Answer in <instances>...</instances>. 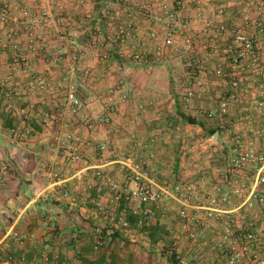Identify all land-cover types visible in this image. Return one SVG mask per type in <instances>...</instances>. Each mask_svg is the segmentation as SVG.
<instances>
[{
    "label": "crops",
    "instance_id": "1",
    "mask_svg": "<svg viewBox=\"0 0 264 264\" xmlns=\"http://www.w3.org/2000/svg\"><path fill=\"white\" fill-rule=\"evenodd\" d=\"M221 4L228 7L227 23L247 33L258 32L252 21L257 14L264 12V0H223ZM0 6L8 7L13 14H18L21 7L30 8L33 16L29 21L35 25L34 33L44 38L49 46L45 51L57 52L63 49L68 54L71 53V43L75 42L68 41L67 34L79 29L82 36L78 41L83 47L100 18H105L103 21L106 25L104 12L111 9V6L102 0L97 3L93 0H0ZM197 8L190 10L191 12L186 10V13L198 14L200 9ZM214 9V6H210L203 10L211 15ZM241 12H244L246 17H240ZM41 13H48L51 16L50 22L47 23ZM90 14H95L92 20L88 18ZM17 30V39L23 48V52L18 50L21 53L19 57L20 60L26 58L27 61L17 65L23 64L30 68L22 74L34 73L35 76H43L51 81L52 85L46 92L24 98L25 102L30 101L22 110L25 119H21L20 113L18 116L6 114V120L0 116V122H6L0 123V247H6L17 257L25 254L29 260L48 251L56 259L57 264H200L194 259L195 254H199L206 264H224L225 257L214 248L222 231L219 225L213 223L209 228H199V241L197 244H191L185 237H179L178 222L173 223L170 218L164 223L158 221L145 223L154 225L152 226L154 229L156 226L164 228L165 225V234L174 239L173 247L168 250L165 248L164 256L157 253L161 243L157 242L155 245L153 239L158 238H155V234L149 231L145 224H138L134 218V223H131L129 228L119 225L121 207H117L107 186L100 190L101 181L95 176V168L100 166L104 171L119 173L122 171L119 168L122 167L116 163L122 160H108V154L94 150L90 141L104 139L106 134L101 133L97 136L95 131L100 129L94 125L91 128L86 127V120L91 117L90 123L93 121L94 124V116L103 111L105 96L102 94L109 92L116 96L117 107L112 114L114 124L120 122L122 116H119V113L123 112L121 110L129 108L126 100L121 97L124 89L132 92L134 96L135 92L141 93L149 87L153 92L165 90V87L156 88L153 85L151 71L146 70V67L134 69L130 74L133 78L130 84L132 86H122L121 89L118 82L122 81L117 82L119 76L115 74L117 67L122 69L121 59L103 62V59H97L95 54L87 53V57L85 54L86 58L79 62L77 68L78 71H82L84 67L91 66L94 69L92 75L95 77L81 78L79 81L76 73L73 74L71 71L73 67L70 61L61 64L53 57L47 56L41 50L43 40L30 38L33 31H27L24 23L17 27ZM31 43L36 46L33 51L29 49ZM8 44L10 46L11 42ZM9 51H12L10 47L1 55L7 63V68H4L7 71L5 75L13 73L15 67L11 62L17 61L8 56ZM104 51L105 49H100V53ZM211 58L206 70L210 69L208 73L215 76L212 69L217 66L218 63L215 62L219 59L217 60L214 55H211ZM215 78L213 82L215 89L218 93L225 94L229 79ZM29 81L26 79L19 85V89H24L23 93L27 91ZM68 85H74L76 92L86 103L85 110L76 118H72L65 107L64 91ZM246 85L254 90L258 83L248 79ZM7 107L13 106L8 104ZM235 109L240 107H234V111H237ZM85 114L86 116H83ZM242 115L241 118L238 116L232 118L231 128L232 125L235 127V134L247 142L264 147V134L258 135L256 129L257 123L264 125V119L259 118L257 123H248L245 114ZM16 124L20 127H30L32 132L16 144H12L10 130ZM77 130L81 133V136L76 134L79 136L78 151L83 158L79 162H73L66 137ZM59 136L62 141H59ZM119 174L120 179L125 181L124 175ZM224 174H215L210 185L205 187L202 185L200 189L206 192L212 184L219 182L230 191L231 176L227 175L225 178ZM239 177L252 181L254 171L247 167ZM235 200L237 203L241 201L237 198ZM98 203L104 205V210L100 209ZM108 208H111L112 212L107 211ZM225 208L230 209L231 206ZM175 216L176 212L172 214L173 220ZM250 222L257 224L264 242V209L257 206L247 219H239L243 227ZM11 230L30 233L35 236V240L20 244L6 236ZM99 237H102L104 244L95 251L93 246ZM179 256L184 259L183 262L178 259ZM260 256L264 259V243ZM0 264L3 263L0 261ZM240 264H258V261L245 258Z\"/></svg>",
    "mask_w": 264,
    "mask_h": 264
},
{
    "label": "built area",
    "instance_id": "2",
    "mask_svg": "<svg viewBox=\"0 0 264 264\" xmlns=\"http://www.w3.org/2000/svg\"><path fill=\"white\" fill-rule=\"evenodd\" d=\"M184 1L178 0L181 8H184ZM227 11L228 7L221 4L211 16L185 17L181 15V11L165 1L162 14L155 13L152 16L148 12L147 22L151 28L144 35L139 33L137 28L126 24L114 28L112 17L110 18L105 13L106 31L109 34L108 37H112L118 53L123 57L141 62L147 55L166 57L169 53L177 51L185 56L190 66L196 65L198 68L204 65L202 59L195 55L197 34L192 35L193 27L200 24L198 31H202L203 36H206V41L213 46L218 38L226 40L227 67L220 66L215 69L217 77L229 79L227 91L223 97L220 96L222 98L219 106L220 113L227 114L234 107H240L247 113L248 123H255L259 118L264 119V18L261 22H257L258 34L253 36L227 23L225 20ZM43 14L45 21L50 22L51 16L48 13ZM32 16L31 9L28 7H21L18 14H13L8 7L0 6V58L9 47L12 50L23 52L17 39V27L24 23L27 30L35 29L34 23L29 21ZM41 39L44 44L41 50L45 52L46 40ZM8 42H11L10 46L7 45ZM33 45L30 44L29 49L34 50L36 46ZM70 50H76L75 44L70 45ZM70 54L63 49L54 53L46 51V55L53 57L61 64L67 61L79 62L77 54ZM103 57L106 60L109 58L108 54H103ZM23 61L26 63V58ZM90 71L89 67L84 69L85 74H89ZM248 79L258 83L256 89L252 90L246 85ZM51 85L47 78L35 76L33 73L29 85L26 86L25 94H41L49 90ZM8 86V79L0 80V98ZM187 93L184 99L190 102L194 96V90L189 89ZM115 98V95L108 94L103 111L94 116V124L90 123V118H87L86 125L89 128L94 125L101 129L110 124L112 114L117 107ZM64 101L67 112L72 118L80 116L85 110L86 103L76 92L74 86L65 91ZM214 115V112L210 113V116ZM257 124L258 135H263L264 125ZM31 132L30 127L12 128L11 143L28 136ZM79 132L80 130H77L66 137L73 162H79L83 158L78 151L79 139L76 134ZM58 139L62 141L60 136ZM103 148L104 145L101 146V149ZM119 163L122 164V168H128L129 180L122 181L111 172L102 170L100 166L95 168V176L101 181L100 190L107 186L112 193L113 201L117 207H121L120 226L129 228L131 226L130 216L136 218L140 225L156 221L164 223L169 218L170 212L176 208L175 221L179 225L180 238L185 237L191 244H197L198 229L209 228L214 223L222 228L214 248L225 257L224 264H240L245 258L256 260L258 264H264V259L260 256L264 242L259 227L253 222L248 223L246 227L239 223V219H247L257 206L264 209V147L247 142L241 136L234 137L229 152L228 167L224 174L225 178L227 175L231 176L230 191L219 182L212 184L206 192H203L197 184L184 180L171 186H165L158 181L153 169H150L145 162L126 160ZM247 167L254 171L252 181L239 177ZM235 198L241 201L237 203ZM97 205L104 210L103 204L98 203ZM226 206H231V208L227 209ZM6 236L20 244L35 240L34 235L16 230L8 231ZM103 244L102 237H99L93 249L98 251ZM178 259L184 261L180 256ZM194 259L200 264H206L199 254H195ZM0 261L3 264H57L56 259L48 251L29 260L25 254L21 257L15 256L6 247H0Z\"/></svg>",
    "mask_w": 264,
    "mask_h": 264
},
{
    "label": "rangeland",
    "instance_id": "3",
    "mask_svg": "<svg viewBox=\"0 0 264 264\" xmlns=\"http://www.w3.org/2000/svg\"><path fill=\"white\" fill-rule=\"evenodd\" d=\"M93 1L94 3H97V1L99 2V0ZM102 1H106L109 6H111V9H105L106 11L104 14L106 13L110 18L112 17L111 20L114 23V28L126 24L127 26L137 28L138 32L144 35V33L148 32L151 28L147 22L148 12H150L152 16H154L155 13L162 14L165 1L172 4L176 10L181 11L182 16L190 17L213 15L218 5H221V1L223 0L218 2L212 0H185L184 8H181L178 0ZM78 3L81 4L79 1ZM83 3L84 2L82 1V4ZM97 5L98 4H96V6ZM210 6H214L215 8L211 15L203 10L208 9ZM196 8L200 9L198 14L190 15L186 13V10H196ZM235 11L238 10L235 9ZM239 15L242 17L246 14L241 12ZM41 16L43 17L44 14L41 13ZM93 16H95V14H90L89 17H87L92 20L94 18ZM103 18L104 17L100 18L97 25H95L96 27L91 30L83 47L78 41L82 36L79 29H74L69 35L67 34L68 41L75 42L71 44H75L76 50H72L71 53L78 55L79 62L87 57V53L91 55L95 54V57L100 60L103 59V62L106 61V59H104L102 53L108 54L109 58L107 61L121 59L122 69H118L117 67L115 71V74L119 76L117 82L119 80L122 81L118 82V86H120L121 89L122 86H132L130 84L132 82L131 79L133 78L130 74L134 69H143L146 67V70L151 71L152 80L154 81L153 85L156 88L165 87V90L159 89L158 91L153 92V89L149 87L147 89L150 92L147 89H144L145 91H142L141 93L135 92L136 96H134L132 92L124 89L125 91L122 92L121 97L126 100V104L129 108L121 110L123 112L119 113V116H122L120 122H115L113 124L111 120L108 126L100 129L102 130L101 132L100 130L95 131L97 136L101 133H105L106 137L104 139L91 140L92 147L95 151L108 154V160L117 159L122 161L132 160L133 162H145L150 169H153V173L158 181L165 184V186L174 185L182 180L195 183L199 188H202V185L204 187L210 185L215 174H224L228 167L229 152L234 142V137L237 136L235 134V127L232 125L231 128L232 118L234 116L241 118L243 113L245 114L244 116L247 115L242 109H235L237 111L231 109L227 114L223 115L220 113L219 106L220 101L222 100L220 96L223 97L224 92L218 93L214 87L215 85H213V82L216 80L215 77H217L216 73L215 76H213V73H208L210 69L206 70L208 64L210 65L212 59L211 55H214L217 60L219 59L215 62L218 63L217 66L212 69L214 72L215 69L220 66L223 68L227 67L225 54L226 40L218 38L215 46L211 45L206 41L207 39L206 36H203V32L198 31L201 27L200 24H198L193 27L191 32L192 35L197 34V48L195 55L197 58L202 59L204 65L202 68H198L196 65L190 66L189 61L185 56L177 51L169 53L166 57L147 55L141 62H136L130 58L123 57L118 53L115 43L111 39L112 37H108L109 34L106 31V25L103 21L105 18ZM263 18L264 12H260L252 21L253 25L257 28V31L259 28L257 22H261ZM236 28L239 29L238 27ZM27 31H33V34H30V38H35V40L40 39V36L35 35L36 32L34 33V30ZM42 31L46 36L44 30ZM248 34L254 36L257 35L258 32ZM47 47L49 48V46ZM47 47H44V49L46 50ZM99 48L105 49V51L100 53ZM30 50L33 51L32 49ZM51 52L54 53L55 51ZM199 52H201L200 55ZM20 54L21 53L18 50L14 49L8 52V56H11V59H17V61L11 62L15 67V69L12 70L13 73L11 75H5L7 71L4 68H7V63L2 57L0 58V80L8 79L9 82V86L5 89V92L0 98V116L3 120H6V114H9L10 116L15 114V116H18L19 113L21 119H25V113L22 110L27 104H30V101H24L26 100L24 98L28 97V94L23 93L24 89H19V85L23 84L22 82L26 79L31 80L32 74H22V72H26L25 70L30 68L29 66L27 68V66L23 64L17 65V63L25 62L22 59L20 60ZM79 62L71 63L73 67L71 71L73 74L76 73V77L79 81L82 80L81 78L95 77L92 75L94 69H92L91 66H87L91 69L89 74L84 73V69L87 67H84L82 71H78L77 65H79ZM205 70L207 71L206 74H204ZM18 75L22 76L19 77ZM143 79L145 80L146 78L143 77ZM218 79L217 81H219ZM71 86L74 85H68L65 91ZM59 88L61 87L59 86ZM189 89L194 90V96L190 102H186L184 98L187 96ZM108 94L114 95V93L109 92L102 95L106 98ZM8 104H12L13 107H7ZM6 108L8 109L6 110ZM211 112H214L215 115L210 116ZM181 114L195 119L197 124H191L190 122L183 120ZM83 116H86V114ZM126 122H134V124L132 123L130 125ZM0 123L4 124L6 122L1 121ZM16 127L20 126H18V124L13 126V128ZM86 127L88 126L86 125ZM214 128H220L221 130V133L218 132V138L214 137L211 133V130ZM79 134L81 136L80 132ZM109 136L112 137L109 138ZM21 139H18L13 144H16ZM102 145H104L103 149H101ZM62 146L65 145L62 144ZM116 164L122 167L121 163ZM119 169L122 170L119 171V173L123 174L126 180H129L130 174L128 168L125 167ZM119 173L117 171H111V174L117 177H119ZM108 210H110L109 212H112L111 208H108L107 211ZM175 212L176 208L172 210L169 215V218L173 223L176 222L172 218V214ZM152 226L154 225L145 224V227L155 234V238H158L157 240L153 239L155 245H157V242L161 243V245L158 246L159 249L157 253L165 256V248L166 250L172 248L174 239L168 234H165V225H163L164 228L162 226H156L155 229Z\"/></svg>",
    "mask_w": 264,
    "mask_h": 264
},
{
    "label": "trees",
    "instance_id": "4",
    "mask_svg": "<svg viewBox=\"0 0 264 264\" xmlns=\"http://www.w3.org/2000/svg\"><path fill=\"white\" fill-rule=\"evenodd\" d=\"M181 115H182L183 120L188 121L191 124H197L195 119H192V118H190V117H188V116H186L184 114H181ZM217 132L221 133L220 128H214V129L211 130L212 135H214ZM129 220H130L131 223H134V218L132 216L129 217Z\"/></svg>",
    "mask_w": 264,
    "mask_h": 264
},
{
    "label": "water",
    "instance_id": "5",
    "mask_svg": "<svg viewBox=\"0 0 264 264\" xmlns=\"http://www.w3.org/2000/svg\"><path fill=\"white\" fill-rule=\"evenodd\" d=\"M218 136H219V133L218 132L214 134V137H217L218 138Z\"/></svg>",
    "mask_w": 264,
    "mask_h": 264
}]
</instances>
